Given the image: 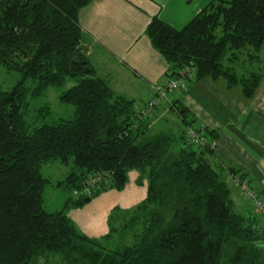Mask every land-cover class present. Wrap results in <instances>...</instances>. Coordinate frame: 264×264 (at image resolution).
Listing matches in <instances>:
<instances>
[{
	"label": "trees",
	"instance_id": "16d2710c",
	"mask_svg": "<svg viewBox=\"0 0 264 264\" xmlns=\"http://www.w3.org/2000/svg\"><path fill=\"white\" fill-rule=\"evenodd\" d=\"M92 1L0 0V68L21 75L10 90L0 87V264H36L48 255L64 264H264V221L235 212L229 184L248 180L215 160L217 133L202 128L204 145H187L195 120L173 101L184 127L178 148L170 134L148 137L135 103L97 76L78 24ZM145 35L167 62V79H222L247 101L262 80L264 0H211L183 29L153 18ZM50 89L71 116L55 119L46 104L40 122L28 123L27 100ZM50 163L70 167L54 187L72 194L95 175L105 179L48 212L52 182L41 168ZM131 171L139 185L146 179V198L125 218L113 210L101 239L80 233L68 211L124 190ZM114 237L130 244L109 249Z\"/></svg>",
	"mask_w": 264,
	"mask_h": 264
},
{
	"label": "crops",
	"instance_id": "0c3cea01",
	"mask_svg": "<svg viewBox=\"0 0 264 264\" xmlns=\"http://www.w3.org/2000/svg\"><path fill=\"white\" fill-rule=\"evenodd\" d=\"M210 1L93 0L79 11L78 24L97 76L114 94L133 101L138 111L152 96L153 88L165 82L168 70L167 62L145 35L147 26L157 18L181 30ZM185 84V90L173 93L170 102L162 103L145 120L146 135L152 137L155 125L167 118L179 120L171 109V102L179 101L195 120L194 127L217 133L213 151L217 163L244 173L249 185L264 199V74L250 101L243 98L239 88H229L222 79H189ZM138 176L129 172L124 190L102 193L81 211H68V218L86 237L101 239L109 231L108 219L113 210L125 218L146 198V183L143 180L139 185ZM229 185L235 212L254 213L233 184ZM84 212L85 217L92 213L86 219L91 221L90 228L79 218Z\"/></svg>",
	"mask_w": 264,
	"mask_h": 264
},
{
	"label": "rangeland",
	"instance_id": "374dc122",
	"mask_svg": "<svg viewBox=\"0 0 264 264\" xmlns=\"http://www.w3.org/2000/svg\"><path fill=\"white\" fill-rule=\"evenodd\" d=\"M262 56H264V48L262 51ZM91 62L92 58H88ZM21 78V75L17 72H9L4 68H0V87L3 91L10 90ZM72 86L69 82L65 89H68ZM58 92L53 89H50L44 97L39 99H29L27 100L28 109L25 116V120L28 123L40 122L41 117L38 116L39 110L44 106L48 105L52 113V117L57 118H68L72 114L70 107L62 105L59 103ZM47 120H50L49 118ZM52 120V119H51ZM50 122V121H49ZM197 128V127H195ZM184 127L177 119L167 118L164 122L156 124L151 136H156L163 133L173 134L175 138V147L178 148L180 145V136L182 135ZM186 132V131H185ZM70 170L69 166L60 165L58 163H50L43 165L41 168V174L44 178L51 180L52 184L48 187L44 194V206L48 212H56L63 208L65 202L72 196V192L65 188H56L54 187L56 182L63 181L67 176ZM137 173L136 171H131ZM147 188V181L144 179ZM95 199V198H94ZM79 210V209H78ZM73 211L72 209L69 210ZM81 211V210H79ZM85 213H82L79 218L82 223L87 224L88 227H92L91 221L86 222L87 218H90L91 214L85 217ZM130 244L129 241H123L118 237L112 238L110 241L105 243V246L109 249H114L123 245ZM36 264H64L62 258L59 255H48L47 257L40 258Z\"/></svg>",
	"mask_w": 264,
	"mask_h": 264
},
{
	"label": "built area",
	"instance_id": "2783aa9c",
	"mask_svg": "<svg viewBox=\"0 0 264 264\" xmlns=\"http://www.w3.org/2000/svg\"><path fill=\"white\" fill-rule=\"evenodd\" d=\"M183 75L191 77L193 70L186 69ZM186 84L184 78L167 79L161 85L153 88L152 96L137 111L140 117L148 118L162 103L170 102V96L173 93H178L185 90ZM186 144L194 148L204 145L202 128H188L185 132ZM105 178L98 174L90 178L87 185L81 191H74L73 198H78L81 195H90L91 191L97 187ZM233 186L238 194L243 197L250 205L254 213L259 215L264 221V199H262L247 181H233Z\"/></svg>",
	"mask_w": 264,
	"mask_h": 264
},
{
	"label": "water",
	"instance_id": "95a60500",
	"mask_svg": "<svg viewBox=\"0 0 264 264\" xmlns=\"http://www.w3.org/2000/svg\"><path fill=\"white\" fill-rule=\"evenodd\" d=\"M82 51H83V54H84V55H87V54H88V48H87V47L84 46V47L82 48Z\"/></svg>",
	"mask_w": 264,
	"mask_h": 264
}]
</instances>
